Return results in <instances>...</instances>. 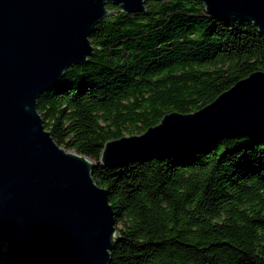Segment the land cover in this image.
<instances>
[{"label": "trees", "instance_id": "16d2710c", "mask_svg": "<svg viewBox=\"0 0 264 264\" xmlns=\"http://www.w3.org/2000/svg\"><path fill=\"white\" fill-rule=\"evenodd\" d=\"M113 14L36 108L54 141L95 161L117 243L110 264H264V133L224 138L165 160L101 167L103 144L168 112H193L264 70V37L223 22L200 0H146ZM3 246L0 245V262Z\"/></svg>", "mask_w": 264, "mask_h": 264}, {"label": "water", "instance_id": "95a60500", "mask_svg": "<svg viewBox=\"0 0 264 264\" xmlns=\"http://www.w3.org/2000/svg\"><path fill=\"white\" fill-rule=\"evenodd\" d=\"M167 2L168 0H163ZM223 22H251L264 37V0H200ZM146 0H0V264H110L119 237L94 160L59 146L38 112L42 92L87 62L90 34L116 6ZM264 133V70L193 112L165 113L140 134L106 141L101 167L165 160L224 138Z\"/></svg>", "mask_w": 264, "mask_h": 264}, {"label": "flooded vegetation", "instance_id": "af4514ba", "mask_svg": "<svg viewBox=\"0 0 264 264\" xmlns=\"http://www.w3.org/2000/svg\"><path fill=\"white\" fill-rule=\"evenodd\" d=\"M108 7V6H107Z\"/></svg>", "mask_w": 264, "mask_h": 264}]
</instances>
